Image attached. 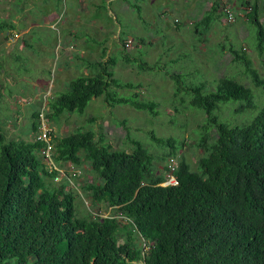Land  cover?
<instances>
[{
    "label": "trees",
    "instance_id": "16d2710c",
    "mask_svg": "<svg viewBox=\"0 0 264 264\" xmlns=\"http://www.w3.org/2000/svg\"><path fill=\"white\" fill-rule=\"evenodd\" d=\"M259 2L262 6L257 0L250 2L246 18L256 26V50L263 52L259 13H264V0ZM216 6L213 2L198 22L214 20ZM5 26L0 22V30ZM124 49L125 42L121 54L129 60ZM230 52L262 89L256 94L259 103L253 88L230 74L221 77L213 91L203 92L201 82L190 88L189 99L181 96L183 112L189 109L188 101L205 109H196L204 112L198 134L204 131L202 126L206 129L190 144L203 146L196 160L199 169L178 155L175 184L161 182L168 176V159L186 143L184 139L176 146L172 137H154L170 146L160 171L154 154L139 140H133L131 150L115 148L95 139L93 130L58 135L48 123L65 109L83 111L91 97L102 94L109 104L154 108L153 100L110 90L137 87L113 75L111 57L95 74L69 81L67 90L52 97L43 110L49 156L43 152L46 141L38 137L40 111L32 113L29 139L8 137L0 123V264H264V76L243 50ZM228 101L234 114L244 117L230 120L218 113L219 103ZM65 162L70 169L60 175ZM84 163L93 175L80 187L92 204L110 205L107 216L90 209L82 212L76 205L73 183ZM135 237L146 242V250Z\"/></svg>",
    "mask_w": 264,
    "mask_h": 264
},
{
    "label": "rangeland",
    "instance_id": "374dc122",
    "mask_svg": "<svg viewBox=\"0 0 264 264\" xmlns=\"http://www.w3.org/2000/svg\"><path fill=\"white\" fill-rule=\"evenodd\" d=\"M21 1L24 0H0V22L9 20L15 13L21 12L24 15L21 21L26 20L23 22L24 24L28 25L30 22L32 25L26 36L27 43H29L27 49H19L17 45L8 55H0V123L6 129L7 136L12 139H29L31 137L32 113L35 107L26 103L27 97L30 100L31 95L37 96L35 101L42 104L41 108L46 110L48 108L47 100H51L59 92L66 91L70 79L77 76L93 75L100 70L98 66L92 64L94 61L92 58L93 53L99 56L103 51L98 43V36L93 35V29H90V26H93L87 24L94 18L108 22L109 28L117 29L118 32L121 30V37L125 35V31H140L145 42L155 40L150 45L133 42L129 47L127 46L124 51L129 54V60L122 56L121 50L116 46L113 45L108 49L111 59L114 61L113 75L124 82L137 86L124 89L111 86L110 90L114 89L115 93L138 100H153L154 108H137L126 103L109 104L104 102L106 100L103 94L93 96L83 111L65 109L58 116H54L50 122L48 121L55 134L65 135L77 129H90L95 132V139L100 140L101 138L100 141L103 143L110 142L113 147L126 150H131L134 147L133 140H139L154 154V163L160 171L165 168L164 164L168 158L165 151L169 150L170 146L159 143L154 137H172L176 146L184 139L186 143H183L177 154L170 158L176 164L178 155H184L192 169H199L196 160L202 153L203 146L193 147L190 144L194 142L196 134L200 137L205 132L206 126H202L200 131H204L198 134V124L201 123L199 120L203 119L204 112L196 110L201 108L205 111V109L194 106L188 101L186 107L189 109L183 112L184 108L181 110L183 101L180 97L184 96L189 99L193 94L190 88L201 82H204L205 85L203 92L213 91L217 88L219 79L230 74L236 75L241 82L252 87L254 101L256 104L259 103L256 94H259L262 89L254 85L252 74L245 70L246 65L234 60V55L230 52L231 48L243 50L250 58L252 66L264 76V51L256 50L257 28L249 24L246 18L250 2L253 0H179L178 5L167 6L169 11L166 13L165 20L168 25H174L167 31L166 29L161 31L164 19L163 21L158 19L154 24L155 19L153 18H139V11L134 6L141 0H114L110 4L105 2V8L99 3L97 10L89 9L86 12L87 15H84L83 20L84 25L75 24L71 27L75 30V37L78 35L80 37L83 33L81 36L87 42H82V44L77 42L75 48L70 47L68 49L70 51L69 58L63 56L64 45L70 42H66L69 29L67 25L70 23L66 18L69 19V14L78 10V4L70 5L69 0H32L28 9H20L19 5L23 4ZM127 1L131 5H128ZM245 1L248 3H244ZM26 2L30 5L31 0H26ZM213 2H217L218 11L223 13V8L231 7L234 12V20H228L225 13H221L222 16H216L207 24L198 21L192 25L191 21L188 24L185 23L187 16L200 19ZM257 2L262 6L259 0ZM128 6L133 11L131 15H127L123 10ZM6 12H8L7 15H5ZM53 13H57L60 23H57L55 27H49L48 24L54 18ZM109 13L113 18L110 19L107 16ZM115 15L118 18L119 26L121 23V29L114 22ZM259 17L264 24L262 11L259 13ZM133 19L138 24V28L134 26ZM146 20L152 23L149 28L145 25ZM64 21L66 23L62 24ZM179 21L180 28L175 25ZM197 23H199L198 26H196ZM21 24L22 22L18 25ZM152 27L155 28V31L152 30ZM196 28L198 32H196ZM3 40H5L4 37ZM112 42L113 40L101 46H109ZM76 52L80 55L78 58H73V54ZM80 52H83V56ZM111 63L113 62L111 61ZM174 73H181V76L174 78L172 75ZM50 85H53L52 89L49 88ZM177 87H180L179 91H176ZM42 90L46 94H43ZM219 105L221 111L218 113L221 112L226 119L239 120L240 117H244V114L240 116L234 114L231 101L220 102ZM260 106L261 104L256 107L254 112ZM43 115L45 114L43 113ZM42 121L43 118L40 117V122ZM202 124H204L203 121ZM214 128L212 126L209 131L210 135L214 132ZM42 129L49 130L47 121L42 122L39 132ZM48 138L50 139L49 134ZM162 154L166 158H160ZM50 162L51 160L47 159V163ZM86 164L82 165V174L78 178H74L73 186L77 192L75 195L76 205L82 212L90 209L101 217L107 216L111 213L110 205L106 206L102 202L92 204L89 198L86 199V194L80 187L93 175ZM62 168L60 175L64 174V170L66 172L67 169H70L66 162L63 163ZM119 219H122L123 222L127 220L120 214ZM135 241L143 250L147 249L148 245L141 237H135Z\"/></svg>",
    "mask_w": 264,
    "mask_h": 264
},
{
    "label": "crops",
    "instance_id": "0c3cea01",
    "mask_svg": "<svg viewBox=\"0 0 264 264\" xmlns=\"http://www.w3.org/2000/svg\"><path fill=\"white\" fill-rule=\"evenodd\" d=\"M72 1H74V2H72ZM112 1H114V0H100V1L99 0H69L70 5L76 4V3L78 4L77 5L78 10L70 13L68 16L69 19L66 18L68 21H70V23L67 25L69 29H68V40H66V42H69V41L70 42L68 44L64 45L63 56H65L66 58H69L70 57V54H69L70 51L68 49L70 47L75 48L77 45L76 44L77 42H79L80 44H82V42H87L86 39L83 38V36H81V35H83V33H81L80 37H79V35L75 37L74 36L75 30L72 29L71 27L75 24L84 25L83 24L84 15L85 16L87 15L86 12L89 9L97 10L98 9L97 6H99V3H101L103 5V7L105 8L106 7L105 2L110 4ZM178 1L179 0H141V2H139V4H136L134 7H136L137 11H139V18L140 19H142L143 17L148 18V19L153 18V19H155V21H154V24H155L156 20H158V19H160L162 21H163V19L165 20L166 13L169 11L167 6L178 5ZM21 2L23 4L19 5L20 9H28V7H30L32 4V0L30 2V5L26 2V0L21 1ZM127 4L131 5L128 3V1H127ZM175 8L178 9V7H176V6H175ZM101 9H103V8H101ZM208 9H206L205 11H207ZM123 10H124V12H126L127 15H131L133 12L129 9V6L125 9L123 8ZM143 10H144V12H143ZM216 11H217V13H216L217 15L222 16L221 13H223V12L218 11V9ZM142 13H143V15H141ZM7 14H8V12H6L5 15H7ZM22 14H21V12L20 13L17 12L9 20H4V22L6 23L7 26H5V28L3 30L2 29L0 30V55H2V54L8 55L9 53H11L13 47H15L17 45H18L19 49L25 50L28 48L29 43H27L28 41L26 39V36H27L28 32H30L32 25L29 21H27V22H29L28 25L23 23L26 20L21 21L22 20L21 18L24 16ZM53 15H54V18H53L52 22H50V24H48L49 27H55L57 23H60L59 16H57V13H53ZM107 16L110 19L112 17V15L110 13L107 14ZM6 17H8V16H6ZM117 19L118 18L115 15V21L114 22L118 25ZM196 19H198V17H195L193 19L192 17L187 16V18L185 19V23L188 24L191 21V25H192L195 23V21H198ZM175 20H178V19H175ZM47 21H48V19H47ZM192 21H193V23H192ZM20 22H22V24L18 25ZM133 22H135V19H133ZM145 22H146L145 25L148 28L150 27V25H152V23L147 22V20ZM65 23L66 22L64 21V23H62V24H65ZM87 24H90L93 26V27L90 26V29H93V35L98 36V43L100 44L101 50L103 51L102 54H100L99 56H97L98 54L92 52L93 53L92 59H94L92 64L95 66H98L99 64L106 62L111 57L108 49L112 48L113 45L116 46L117 49L121 50V49H123V42H126L128 39L131 40V44L134 42V43L141 44V45H145V44L150 45V44L154 43V41H155V40H150L149 42H145L146 40L141 35L140 31H137V32H128V31L126 32L125 31L124 32L125 35L121 37V35H122L121 30H120V32H118L117 29L109 28L108 22H106V21L103 22V21H101L100 18H94L91 20V22H88ZM119 24H120V26L118 25V27L121 29V23H119ZM162 24H163V28L161 31H164V29H166V31H167V30L171 29V27H174L173 24L168 25L166 20H165V22H162ZM175 25L178 28H180L181 27L180 21L178 23H176ZM85 26H86V24H85ZM134 26L136 28H138V24L136 22L134 23ZM152 30L155 31V28L152 27ZM107 34H108V37H107ZM72 36H73V38H71ZM3 37L5 40H3ZM111 40H113V42L111 43L112 45L110 44L109 46H106V47L101 46V45H106V43L111 42ZM119 45H120V47H119ZM125 48H126V46H125ZM80 53L83 56V52H80ZM79 55L80 54L78 52H76L75 54H73V58H78ZM86 72H87V70H86ZM72 79H70L69 81H71ZM52 87H53V85L49 86V88H51V89H52ZM42 93L46 94V92H43V90H42ZM30 97H31L30 100H28V97H27L26 103L35 107L33 109L34 112L40 111L41 107L43 105L38 104L35 101V100H37V98H36L37 96L31 95ZM49 101L50 100H47V103H49ZM34 105H36V106H34ZM44 105H46V104H44Z\"/></svg>",
    "mask_w": 264,
    "mask_h": 264
},
{
    "label": "built area",
    "instance_id": "2783aa9c",
    "mask_svg": "<svg viewBox=\"0 0 264 264\" xmlns=\"http://www.w3.org/2000/svg\"><path fill=\"white\" fill-rule=\"evenodd\" d=\"M224 13L227 17L228 20H234V12L232 11L231 7H225L223 8ZM131 45V40L128 39L125 42V46H130ZM42 115V114H41ZM43 122V121H42ZM42 122L40 124V126L42 125ZM38 137L44 139L46 141V145L43 149V152L45 153L46 156H49L51 154V143H50V139L48 138V131L46 129H42L40 130ZM49 159V158H48ZM168 178L166 181H164L165 183H177V177L174 175V171L176 169V165L174 164V162L172 161V158H170L169 162H168ZM163 183V184H165Z\"/></svg>",
    "mask_w": 264,
    "mask_h": 264
},
{
    "label": "clouds",
    "instance_id": "9594fccd",
    "mask_svg": "<svg viewBox=\"0 0 264 264\" xmlns=\"http://www.w3.org/2000/svg\"><path fill=\"white\" fill-rule=\"evenodd\" d=\"M42 114V115H41ZM40 117L41 118H43V109L41 108V110H40V112H39V121H40ZM43 121H44V118H43ZM40 124H41V122H40ZM39 128H40V126H39ZM176 165V164H175ZM176 168H177V166H176ZM174 175H175V172H174ZM176 176V175H175ZM167 178H168V176H167ZM167 178H165L161 183L163 184L164 183V181H166L167 180ZM165 184H167V183H165ZM173 184V183H172ZM175 184V183H174Z\"/></svg>",
    "mask_w": 264,
    "mask_h": 264
}]
</instances>
